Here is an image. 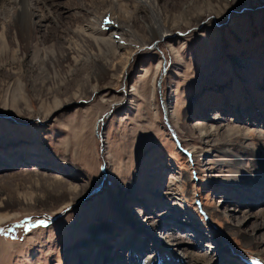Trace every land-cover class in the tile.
I'll return each mask as SVG.
<instances>
[{
	"label": "rangeland",
	"instance_id": "374dc122",
	"mask_svg": "<svg viewBox=\"0 0 264 264\" xmlns=\"http://www.w3.org/2000/svg\"><path fill=\"white\" fill-rule=\"evenodd\" d=\"M29 5V33L0 15V264H101L105 237L264 264V0Z\"/></svg>",
	"mask_w": 264,
	"mask_h": 264
},
{
	"label": "bare ground",
	"instance_id": "6f19581e",
	"mask_svg": "<svg viewBox=\"0 0 264 264\" xmlns=\"http://www.w3.org/2000/svg\"><path fill=\"white\" fill-rule=\"evenodd\" d=\"M39 1L41 3L45 2V0H39ZM11 4H13L12 1L0 0V15L4 16V17H2V19H5L8 17V15H11L12 19H14L15 21L21 22L24 25V29L26 30V32L29 33L31 31L32 23H33L32 22L33 12L31 11V8H30L31 6L29 5V0H16V2L14 3L15 5H11ZM9 9H13L14 12L10 11ZM164 33H165V31H163V33H159V37H161V35H163ZM201 134L204 135L203 138H206V139L209 137L211 138V136H212V133L210 131H201ZM207 142H209V141H207ZM261 147L263 148L262 150L264 151V145L263 146L261 145ZM218 148L221 149L222 145H220ZM223 150H224V147H223ZM249 151L252 153L253 152L255 153L256 149L250 147ZM260 161H262L261 164L263 165L264 158L262 157L259 160V163H260ZM235 165L239 166L238 164H235ZM262 165H260V167L258 168L259 170L261 169ZM60 184H63V183H60ZM60 184L58 183V186H60ZM103 241H104L105 245L107 244V246H106V249H107L106 258L107 259L109 258V260H107V262L104 261L101 264H108V261H109V264H136L131 257L129 258V261L123 262L124 259L122 256H118L119 253H117L118 254L117 256L112 255V248H114V244L106 242L107 241L106 237L103 239ZM252 245H253V248H255V250H254L255 254L260 257L263 252H262V250H259V244L252 242ZM184 254L186 255V257H188L187 258V259H189L188 263L190 264L194 258H192V255H190L189 253H184ZM144 257H146L148 261H150L152 258L151 255H149V256L145 255ZM260 260L264 263V257L260 258ZM154 262L157 263L158 261H156V259H154ZM164 264H166V263H164ZM172 264H186V263H185V261L182 262V260L180 259L178 261V263H172ZM194 264H195V262H194ZM206 264H210V263H206Z\"/></svg>",
	"mask_w": 264,
	"mask_h": 264
}]
</instances>
